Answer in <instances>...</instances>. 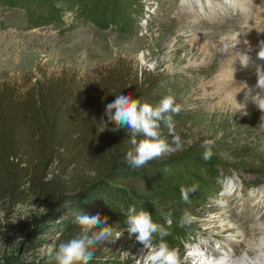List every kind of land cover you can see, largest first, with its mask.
<instances>
[{"label": "rangeland", "instance_id": "obj_1", "mask_svg": "<svg viewBox=\"0 0 264 264\" xmlns=\"http://www.w3.org/2000/svg\"><path fill=\"white\" fill-rule=\"evenodd\" d=\"M263 1L0 0V82L66 76L73 80L80 94L77 104L82 108L92 98L88 92L91 84L118 66L131 76H155L152 96L159 103L172 95L181 107L179 114H173L181 147L153 159L152 167L144 166L155 173L154 177L142 180L123 201L117 194L84 206L83 214L97 212L108 218L111 235L92 246L106 256L98 264H144L147 250L128 233L130 207L150 212L153 221L166 228L169 235L163 240L176 250L179 264H195V249L204 252L211 239H219L221 234L228 242L230 233L236 231L235 212L224 207L222 189L237 178L242 186L264 183V113L256 108V112L241 117L240 111L231 107L224 112L220 103L225 93H219L223 97L213 95L210 84L215 76L221 78L240 68L254 71L264 65V59L258 56L251 64L230 61L218 71V60L227 56L221 50L216 59L212 56L214 45L226 39L224 33L228 32H221L225 26L242 23L256 30L259 15L264 25ZM44 3L52 4L50 15H42ZM26 17L33 23L27 24ZM237 41L241 43L242 37ZM201 43L203 49L198 47ZM87 92L91 98H85ZM160 133L175 148L162 122ZM206 139L214 141L208 161L202 158ZM77 157L73 159L77 161L51 165L46 173L48 179L56 175L66 182L63 199L56 201L57 195L52 198L24 189L19 203H0V264H57L63 215L82 199L77 197L80 190L72 186L93 177L83 159ZM193 184L199 186L197 192L189 195L188 202L183 201L180 187ZM185 213L191 220L181 226ZM262 222L264 219L259 224ZM97 231L90 229L89 235ZM253 238L257 237L246 235L244 244ZM159 240V234H154V243ZM263 241L258 239L257 243ZM246 249L249 246L235 264L259 261Z\"/></svg>", "mask_w": 264, "mask_h": 264}, {"label": "trees", "instance_id": "obj_2", "mask_svg": "<svg viewBox=\"0 0 264 264\" xmlns=\"http://www.w3.org/2000/svg\"><path fill=\"white\" fill-rule=\"evenodd\" d=\"M44 7L46 11L42 15H50L52 4L44 3ZM39 9L43 10L42 7ZM56 10L59 11V8ZM25 21L29 25L33 23L27 17ZM155 81V76L148 73H141L140 77L131 76L116 66L91 84L92 90L88 92L92 98L87 92L85 98L91 99H88L87 106L80 108L77 104L80 94L73 87V80L66 76L43 77L35 82L28 78L27 82L21 83L2 80L0 203H19L24 189L52 198L57 195L56 201L63 199L62 188L66 187V182L59 181L56 175L48 179L46 173L55 163L64 164L77 161L73 160L76 156L81 157L93 177L80 179L72 186L80 190L77 197L82 196V199L77 201L78 206H73L63 215L66 218L57 242H64L70 234L80 232L82 226L76 218L83 214L86 204L100 203L106 196L117 194L123 201L129 191L133 193L138 189L142 180L153 178L155 173L144 167H152L153 160L136 169L126 162V153L132 148L128 130L111 131L114 125L107 123L106 117L105 121L101 118L106 104L119 94L130 95L141 103L158 104L152 96ZM141 138L137 137L138 140ZM65 167L61 168L62 172ZM74 172L75 169H72ZM160 226L164 228L162 224ZM181 241L184 239L181 238ZM176 244L180 245V242ZM90 250L94 255L89 264H98L105 259V254L97 248Z\"/></svg>", "mask_w": 264, "mask_h": 264}, {"label": "clouds", "instance_id": "obj_3", "mask_svg": "<svg viewBox=\"0 0 264 264\" xmlns=\"http://www.w3.org/2000/svg\"><path fill=\"white\" fill-rule=\"evenodd\" d=\"M259 58L264 59V43H261ZM256 84L254 87L244 88V102L235 104L238 111L246 108L249 100L253 102L259 110L264 113V66H258L256 69ZM181 107L176 103L172 95L164 96L157 105L153 106L147 102L141 103L130 95L119 94L114 100L107 103L104 117L107 123L113 124L111 131L127 129L130 134V143L132 148L127 151L125 159L128 165L133 168L143 167L147 162L160 158L180 149V137L174 132L173 114H179ZM247 115V112L243 113ZM264 121V115L261 116ZM161 122L168 128L172 135L171 147L165 139L161 138ZM137 137H142L137 139ZM213 140H205L202 147L205 149L203 159H211L213 152ZM198 185L193 184L190 187H180V194L183 201L188 202L189 195L198 190ZM77 222L82 226L79 233L70 234V236L59 244L56 253L57 264H74L80 261L82 264H89L94 252L90 250L93 245L104 241L111 235L108 218L95 212L91 215L82 214L77 216ZM191 217L185 213L181 219V226L190 222ZM126 223L128 225L129 235H135L136 241L146 249L144 264H179V258L176 250L170 249L163 237L169 235L166 229L153 221L152 215L146 210L137 211L135 207H130L127 213ZM90 229H98L97 232L89 235ZM159 234V242L154 243V234Z\"/></svg>", "mask_w": 264, "mask_h": 264}, {"label": "bare ground", "instance_id": "obj_4", "mask_svg": "<svg viewBox=\"0 0 264 264\" xmlns=\"http://www.w3.org/2000/svg\"><path fill=\"white\" fill-rule=\"evenodd\" d=\"M260 9L264 16V1L261 3ZM261 18L262 17L260 15L256 17V19L258 20V27L256 30L243 27L242 23L236 24V25L232 24L231 26H225L227 27V29L221 30V32L226 31L228 33H224L226 36V39L224 41H221L220 43L217 42L218 44L214 45L215 53L213 54L212 57L213 59L214 58L216 59L218 57V52H220V50L225 52L227 57H224L218 60V64L220 66L218 68V71L222 69V67L225 66L230 61L242 62V63H244L245 61L246 62L248 61L249 63L251 62V60H254L258 57L261 43H264V25L262 22L263 19L261 20ZM231 30L237 33L235 34V32H232ZM240 37H242V42L236 43L238 42L237 39ZM232 42H234V44ZM200 45L201 46H198V47L200 49L201 48L203 49L204 43H201ZM217 77L215 76V79L210 84V87H211L212 92L214 91L213 95H217L218 97H220L222 96L220 94L225 93V96L224 97L222 96L223 101H221L220 103L221 108L224 110V112L226 108L230 110L229 107H231L232 110L234 108L237 109L236 104H235V99L238 103H243L244 102V91H245L244 88L246 87V85L248 87H254L256 84V80H257L256 69L254 71H247L244 68H240V70L227 72L221 78H217ZM256 108L258 109V107H256V105L253 102H251V100H249V102L246 105V108L241 110L239 114H241L240 115L241 117H244L245 116L243 114L244 112H247V114L251 113L252 111L256 112L257 110ZM226 114H230V112H226ZM257 225L260 227V229L262 228L260 232L264 231V223L257 224ZM242 232H243V229H242ZM257 241H258V238H253L249 240L247 244H245V246H249V250L248 249L246 250L248 254H253L255 258H258L259 261L257 263L253 262L254 264H264V243L262 242L257 243ZM202 253H203V250H198V249L194 250L193 254L195 256V261L194 260L193 261L195 262V264H205L204 260L206 256L202 255ZM245 261L247 262V260ZM214 263L218 264V262H214ZM240 264H243V263L241 262Z\"/></svg>", "mask_w": 264, "mask_h": 264}]
</instances>
